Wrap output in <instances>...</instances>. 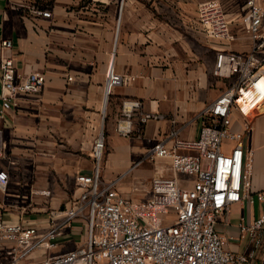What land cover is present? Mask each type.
Returning a JSON list of instances; mask_svg holds the SVG:
<instances>
[{
  "label": "crops",
  "instance_id": "obj_1",
  "mask_svg": "<svg viewBox=\"0 0 264 264\" xmlns=\"http://www.w3.org/2000/svg\"><path fill=\"white\" fill-rule=\"evenodd\" d=\"M199 1L0 0V39L12 40L8 53L17 71L39 70L45 76L37 95L21 97L17 111L0 118L4 143L0 165L9 173L7 188L0 189L6 219L34 224L39 231L47 228L50 210L69 207L79 196L76 176L91 172V145L102 129V179L120 176L116 188L133 202L141 221L173 222L171 208L141 205L151 194L152 177L173 175L170 159L151 156L149 149L158 140L171 147L176 140L198 136L203 107L229 83L226 76L213 72L216 51H246L251 45L241 27L245 0H219L233 39L210 36L203 30L197 18ZM255 1L264 6V0ZM43 7L50 8V16L34 11ZM109 64L127 80L113 87L105 99ZM147 113L158 117L142 121ZM127 123L130 131L123 133L119 127ZM231 126L240 127L237 114L232 115ZM58 138L63 147L74 148L58 159L83 163L57 172L59 177L64 174L73 179L64 190H57L60 185L53 181H42L48 175L45 168L37 171L40 163H51ZM244 143L251 152L252 201L234 202L216 218L226 248L234 252L252 246L251 238L239 229L240 220L264 216V200L256 196L264 191V107L252 119ZM35 149L43 155L34 156ZM176 176L191 186L193 176ZM53 219L61 221L60 216ZM85 239L86 221L76 216L64 226L55 247L33 249L27 257L64 252ZM8 245L0 242V264L7 259L3 249ZM257 258L264 260V239Z\"/></svg>",
  "mask_w": 264,
  "mask_h": 264
},
{
  "label": "built area",
  "instance_id": "obj_2",
  "mask_svg": "<svg viewBox=\"0 0 264 264\" xmlns=\"http://www.w3.org/2000/svg\"><path fill=\"white\" fill-rule=\"evenodd\" d=\"M241 27L250 39V48L216 51L213 72L229 79L227 87L202 113V123L195 139L176 140L169 147L164 140L149 149L151 156L170 159L172 176L151 178L150 196L142 206L171 208L175 219L167 224L141 221L133 202L117 190L119 175L102 179L105 138L102 129L92 143L93 165L90 173L76 176L81 187L79 196L69 207L50 210V225L39 231L34 224L8 220L0 204V242H9L4 264H264L257 251L264 239V216L250 222L240 220L241 233L247 234L252 246L245 252L226 248L225 237L216 228L217 215L250 195V148L244 135L252 127V119L264 107V6L255 0H245ZM37 14L50 16L49 7L34 8ZM197 18L210 36L233 39L235 35L225 18L219 0H200ZM10 38L0 39V118L17 111L20 99L37 95L44 84V73L17 71ZM6 52V53H4ZM112 64L106 69L105 99L113 87L126 81ZM239 116V128L231 126L232 115ZM158 117L147 113L141 117ZM130 131L129 123L119 127ZM192 151L182 152L178 148ZM4 143L0 128V158ZM177 174L193 176L191 186L182 184ZM9 183L8 170L0 165V189ZM49 194V190H36ZM264 200V191L256 194ZM61 221L54 222L55 217ZM80 216L86 221V239L64 252L29 259L36 248L57 245L64 226Z\"/></svg>",
  "mask_w": 264,
  "mask_h": 264
},
{
  "label": "rangeland",
  "instance_id": "obj_3",
  "mask_svg": "<svg viewBox=\"0 0 264 264\" xmlns=\"http://www.w3.org/2000/svg\"><path fill=\"white\" fill-rule=\"evenodd\" d=\"M56 143L57 144H56V146L54 148V153L50 155L52 157V159H50L51 160V163H43V164L40 163L39 164V168L37 169V171L38 172H44V169L43 168H45V170H47V172H48V175H47V177H43L42 178V181L43 180L44 181L45 180L46 181H48V180L53 181L54 183H57V184L60 185L59 188L56 187L57 190L58 189H63L64 190V189H67V187H69L71 185L73 179H71V177H69L67 175L64 176V174H63L64 177L63 176L62 177H59L58 174H57V172H59V171H66V170L72 169L74 166H77V165L83 164V163H80V162H78V163H65L64 161L59 160L58 158H61L65 151H73L74 148L73 147H70V146H66V147L64 146L63 147L61 145L62 144V141L59 140V138L57 139ZM33 155L36 156V157H41L43 154L41 153L40 150L35 149ZM53 176H55V178H53Z\"/></svg>",
  "mask_w": 264,
  "mask_h": 264
}]
</instances>
